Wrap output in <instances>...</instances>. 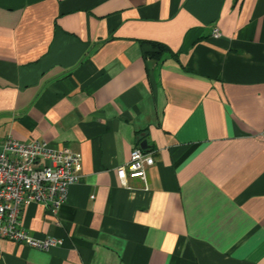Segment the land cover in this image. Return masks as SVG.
<instances>
[{
  "label": "crops",
  "instance_id": "crops-1",
  "mask_svg": "<svg viewBox=\"0 0 264 264\" xmlns=\"http://www.w3.org/2000/svg\"><path fill=\"white\" fill-rule=\"evenodd\" d=\"M8 138L82 162L22 214L63 243L0 238V264H264V0H0ZM137 145L155 163L123 183Z\"/></svg>",
  "mask_w": 264,
  "mask_h": 264
},
{
  "label": "built area",
  "instance_id": "built-area-1",
  "mask_svg": "<svg viewBox=\"0 0 264 264\" xmlns=\"http://www.w3.org/2000/svg\"><path fill=\"white\" fill-rule=\"evenodd\" d=\"M219 36L218 30L214 31ZM82 156L68 147L54 148L41 139L20 141L8 138L0 145V238L48 251L63 243L54 236H33L22 223L27 205L38 203L57 214L67 202L70 187L77 182ZM155 163L152 152L140 145L131 160L119 167L123 183L128 177H147Z\"/></svg>",
  "mask_w": 264,
  "mask_h": 264
},
{
  "label": "trees",
  "instance_id": "trees-1",
  "mask_svg": "<svg viewBox=\"0 0 264 264\" xmlns=\"http://www.w3.org/2000/svg\"><path fill=\"white\" fill-rule=\"evenodd\" d=\"M152 44L155 49L147 52V55L149 56H152L154 58H159L160 56L164 55L167 52L173 53L168 46L162 43L154 42ZM173 55L177 57V53H173Z\"/></svg>",
  "mask_w": 264,
  "mask_h": 264
},
{
  "label": "water",
  "instance_id": "water-1",
  "mask_svg": "<svg viewBox=\"0 0 264 264\" xmlns=\"http://www.w3.org/2000/svg\"><path fill=\"white\" fill-rule=\"evenodd\" d=\"M147 146V142L146 141H143L142 142V147L145 148Z\"/></svg>",
  "mask_w": 264,
  "mask_h": 264
}]
</instances>
